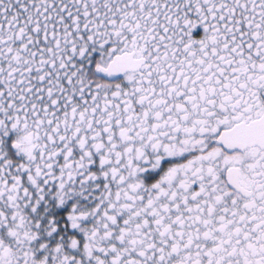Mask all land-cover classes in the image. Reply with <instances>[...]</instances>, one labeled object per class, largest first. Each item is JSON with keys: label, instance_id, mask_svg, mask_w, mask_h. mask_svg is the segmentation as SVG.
Returning a JSON list of instances; mask_svg holds the SVG:
<instances>
[{"label": "snow or ice", "instance_id": "6c2138e0", "mask_svg": "<svg viewBox=\"0 0 264 264\" xmlns=\"http://www.w3.org/2000/svg\"><path fill=\"white\" fill-rule=\"evenodd\" d=\"M0 264H264V0H0Z\"/></svg>", "mask_w": 264, "mask_h": 264}]
</instances>
